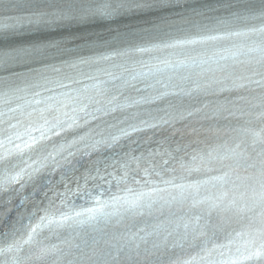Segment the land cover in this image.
<instances>
[{"label":"snow or ice","instance_id":"1","mask_svg":"<svg viewBox=\"0 0 264 264\" xmlns=\"http://www.w3.org/2000/svg\"><path fill=\"white\" fill-rule=\"evenodd\" d=\"M42 0H12V7L24 10L22 14L5 16L0 19V74L10 73L17 78H28L32 74L43 75L42 69L54 67L50 62L70 53L79 55L80 53L92 51L97 48L113 47L128 35L120 28V21L126 17H138L145 14L154 15L156 19L147 21L156 29H171L176 26V22L164 13L168 10L185 8L187 0H52L46 6L40 7ZM219 7L232 11L234 21L247 22L259 21V25H252L249 32L258 34L260 43L252 51H259L264 54V0H223ZM214 10V9H213ZM193 15H203L202 10L193 8ZM184 24H192L189 17H182ZM106 27L107 32L95 31L92 26ZM129 28L133 25L129 24ZM247 33H235V35H246ZM111 37H119L118 41H112ZM195 43V41H190ZM103 59L109 57L104 56ZM82 62L87 63L88 59L80 56ZM256 66H251L249 71L251 76L242 77L251 84H255L262 93L261 103L252 104L253 109H258L251 113L258 122L254 127H245V139L235 143L229 151L237 158V163L244 165V171L249 173L245 178V188L247 191L241 194L240 198L230 196L227 191L224 196L227 204L224 211L233 213L246 223V230L236 232L229 243L236 240H243V252L239 258L217 260L212 259L216 248H209L201 241L200 251L205 253L200 259L207 264H264V55L257 60ZM26 69L27 71H18ZM11 76H4L3 81L7 82ZM255 77H259L256 79ZM67 87V85H61ZM247 84H240L239 88H247ZM254 91V90H253ZM116 97L114 96L113 99ZM52 103L44 108H33L27 113L32 117L33 112L38 113L36 120L29 119L24 126L23 133L16 131L15 140L12 135L8 136V144H14V149H8L5 156H0V164L9 168L15 174L10 176L3 184H0V203H12V198H19L20 204L27 207L32 204L34 211L28 217L29 224H23L24 217L21 216L15 223L8 225L7 232H0V264H25V261L51 259L52 264H191V261L180 260L176 249H183L185 244H191L189 236L194 240H199L205 236L199 228L189 231V226H184L183 234L167 235L156 232H145V235L133 233L129 237L116 239L115 243L110 241L101 242L96 239L91 241L83 239L82 242L72 244L65 240L64 246L59 244L46 245L43 240L38 239L45 228L51 230L53 224L59 221L50 218L47 209L41 207L35 199H28L19 189H33V197L42 194L49 204L55 206L54 200L49 197L51 191L53 195H58L49 187L47 191H41V177L45 175L43 169L55 165L42 163V167L32 168L28 161L23 159L27 152L47 153L43 156V161H56V155L48 151V146L42 141L51 140L52 137H61L64 133L75 131L82 127L80 120L84 124L90 123L86 119L92 115L89 111L94 106L93 97L84 96L78 90L76 95L72 93L63 94V98L49 97ZM240 99H246L240 97ZM32 102H29L31 105ZM35 104L45 103L42 100L34 101ZM229 103H234L229 101ZM250 103V102H249ZM99 111V109H96ZM15 111V109H11ZM230 116L235 115L231 108H226ZM243 113V110H240ZM70 112L72 115H70ZM78 113H84L79 116ZM7 115V113H0ZM192 115V113H189ZM61 116L68 117L70 123ZM42 121V123H40ZM7 122V121H6ZM20 121H18V124ZM165 123H169L165 121ZM248 123H251L249 121ZM154 126V125H153ZM40 133L39 137L32 134L33 128ZM16 129L17 125H11ZM123 131V130H122ZM193 131H197L193 129ZM127 135V133H124ZM83 139V137H81ZM114 141L118 137L113 136ZM19 140L21 143H16ZM76 143V141H73ZM101 143V142H97ZM68 144V147H71ZM57 155H63L64 145L57 147L53 145ZM215 151V150H214ZM74 156L75 153H69ZM15 157L20 158L19 164L13 162ZM29 159H32L29 156ZM64 159H67L64 157ZM214 159L213 153L209 152L203 156H193V161L199 160L198 165H184L181 168L186 172H198L200 166ZM71 164V161H68ZM167 163V161L165 162ZM23 165H27L23 167ZM31 168V171L28 169ZM175 171V169H173ZM235 171V169H233ZM218 180L227 182L228 173L218 177ZM173 185L180 198H187L185 193L191 195L192 191L199 192L202 186L200 182L195 184H176L175 178L164 181ZM66 186V185H65ZM249 191L251 194H249ZM11 194V196H10ZM62 195V194H59ZM5 197H9L5 200ZM172 199H177L173 195ZM219 199V197L217 198ZM213 208H220L214 204ZM8 211H11L9 208ZM41 211L45 214L40 215ZM35 217V220H32ZM7 219V212L0 216V225ZM200 217H196L197 222ZM149 237H153L150 239ZM221 245L220 247H228ZM240 252V248H237ZM221 257L225 255L223 251L219 253ZM71 257V258H70Z\"/></svg>","mask_w":264,"mask_h":264}]
</instances>
